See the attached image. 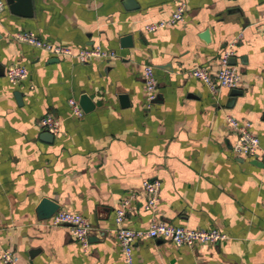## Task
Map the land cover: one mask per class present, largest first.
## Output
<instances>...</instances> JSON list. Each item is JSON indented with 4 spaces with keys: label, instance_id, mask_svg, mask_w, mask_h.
Segmentation results:
<instances>
[{
    "label": "crops",
    "instance_id": "crops-1",
    "mask_svg": "<svg viewBox=\"0 0 264 264\" xmlns=\"http://www.w3.org/2000/svg\"><path fill=\"white\" fill-rule=\"evenodd\" d=\"M16 3H18L16 5ZM184 22L153 32L177 5ZM77 52L100 45L110 60L80 63L13 41L17 32ZM241 74L213 97L188 75L211 74L228 44ZM11 64L28 70L12 86ZM150 65L157 99L144 107L141 69ZM237 91V92H236ZM239 91V92H238ZM86 107L72 115L68 100ZM81 107V106H80ZM45 113L60 131L45 138ZM226 115L247 120L264 147V0H13L0 12V252L22 264H124L114 209L134 194L123 225L154 218L189 228H218L229 239L177 247L146 238L132 248L134 264H264V167L234 152ZM145 179L161 182L153 213L144 208ZM58 209L92 226L84 251L65 226H51Z\"/></svg>",
    "mask_w": 264,
    "mask_h": 264
},
{
    "label": "built area",
    "instance_id": "built-area-1",
    "mask_svg": "<svg viewBox=\"0 0 264 264\" xmlns=\"http://www.w3.org/2000/svg\"><path fill=\"white\" fill-rule=\"evenodd\" d=\"M5 8V0H0V12ZM186 7L179 3L166 20L149 23L144 26V30L153 32L166 27H171L177 23L184 22ZM13 41L33 46L45 51L52 56H63L71 58L80 63H86L94 58L110 60L116 56L114 51L102 49L100 45L85 47L77 52L72 51L69 47L61 44H55L48 40L40 39L31 31L17 32L10 37ZM241 38L239 34L234 41L228 44V49L224 52L221 63L214 74H211L206 67L195 66L188 71L190 77L199 79L209 90L213 97H216L221 88L233 89L238 87L241 82V74L231 64L229 58L232 55V48L235 41ZM8 82L16 86L28 76V70L21 64H11L5 72ZM143 83L144 107L150 109L157 99V82L154 69L150 65H144L141 69ZM68 105L72 115L82 117L83 110L79 103L71 98ZM226 122L231 133L235 137L234 152L237 156L247 159H258L264 167V147L261 146L259 139L250 131V123L247 120H237L231 115H226ZM39 128L56 137L60 131V121L52 114L45 113L37 120ZM161 182L159 179H145L142 181L141 188L145 194L144 208L148 211L155 212L159 202V191ZM134 194L122 196L119 205L114 209L115 236L121 247L124 264H134L132 256L133 245L146 238H165L177 247L206 245L223 242L229 239V236L212 227L208 229L189 228L177 226L154 218L148 227L144 229H132L123 225L126 211L130 208ZM51 226H65L68 228L70 235L86 251L89 246V232L92 229L89 221L79 213H74L66 209L56 210L49 219ZM0 264H22L19 257L9 249H2L0 252Z\"/></svg>",
    "mask_w": 264,
    "mask_h": 264
},
{
    "label": "water",
    "instance_id": "water-1",
    "mask_svg": "<svg viewBox=\"0 0 264 264\" xmlns=\"http://www.w3.org/2000/svg\"><path fill=\"white\" fill-rule=\"evenodd\" d=\"M26 1L27 0H18V2L20 3V2H22V4L24 3H26ZM5 2L8 4V5H10L11 7H12V5H13V0H5ZM18 3H16V5H17ZM237 92V91H236ZM239 92V91H238ZM81 106V108L83 109V110H86L85 108L86 107H83L82 105H80ZM45 138H53V136L52 135H50V134H48V133H46V135H45Z\"/></svg>",
    "mask_w": 264,
    "mask_h": 264
}]
</instances>
